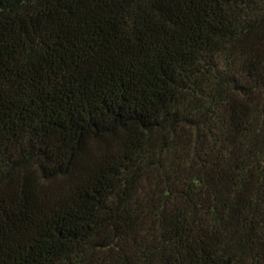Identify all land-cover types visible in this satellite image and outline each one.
I'll return each mask as SVG.
<instances>
[{
  "label": "trees",
  "instance_id": "1",
  "mask_svg": "<svg viewBox=\"0 0 264 264\" xmlns=\"http://www.w3.org/2000/svg\"><path fill=\"white\" fill-rule=\"evenodd\" d=\"M0 264H264V0H0Z\"/></svg>",
  "mask_w": 264,
  "mask_h": 264
}]
</instances>
